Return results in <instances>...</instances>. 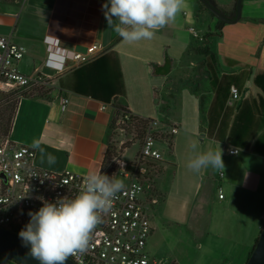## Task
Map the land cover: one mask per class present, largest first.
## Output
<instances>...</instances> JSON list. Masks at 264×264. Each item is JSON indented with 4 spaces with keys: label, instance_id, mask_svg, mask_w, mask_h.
Instances as JSON below:
<instances>
[{
    "label": "crops",
    "instance_id": "crops-1",
    "mask_svg": "<svg viewBox=\"0 0 264 264\" xmlns=\"http://www.w3.org/2000/svg\"><path fill=\"white\" fill-rule=\"evenodd\" d=\"M208 1L231 17L237 0ZM106 2L0 0V37H8L26 48L27 53L16 68L28 76L48 73L44 66L47 37L60 40L66 50L84 53L97 45L99 56L115 52L124 76V102L129 112L163 121L166 115L159 112L163 102L160 94L168 83L166 75L156 73V69L183 60L196 41L190 28L199 33L204 30L196 15L197 0H186L176 21L161 29L154 39L132 45L124 43L108 27L102 7ZM217 24L218 20L213 19L207 27L213 33ZM217 32L210 45L218 59L219 83L216 90L210 87L206 93L205 119L202 121L199 96L182 84L172 88L178 93V112L173 116L170 111L169 118L178 133L174 135L172 160L164 165L157 189L164 196V207L169 196H173L185 223L199 221L198 212L214 189L218 194L222 190L221 202H232L238 193L264 197V155L255 150L259 143L264 152V139L259 140L264 132L259 103L264 96L254 85L255 75L264 72V0H243L240 21L225 24ZM227 60L239 65L231 66ZM72 72L54 79L46 99H21L9 135L12 141L35 151L39 168L82 176L99 170L104 174L115 110L111 105L102 110V105L107 104L72 91ZM231 86L239 89L240 101L232 100ZM167 93L174 94L170 90ZM62 98L69 99L66 110L61 107ZM35 140L44 148L43 155L32 147ZM194 140L200 141L201 150L218 149L220 144L224 171L208 168L197 174L187 168L192 155L189 145ZM233 147L240 149L238 155L229 154ZM48 153L56 157L55 164L47 163ZM170 168L172 179L163 187L161 179Z\"/></svg>",
    "mask_w": 264,
    "mask_h": 264
},
{
    "label": "built area",
    "instance_id": "built-area-1",
    "mask_svg": "<svg viewBox=\"0 0 264 264\" xmlns=\"http://www.w3.org/2000/svg\"><path fill=\"white\" fill-rule=\"evenodd\" d=\"M190 32L197 41L203 40L194 28H190ZM44 42L47 48L44 66L48 73L38 72L28 76L16 68L24 59L26 48L8 37H0V93L15 95L22 91L52 87L56 77L94 61L100 53L97 45L80 53L64 49L61 41L55 38L47 37ZM230 96L235 102L241 100L236 86L230 87ZM68 104L69 99H61L63 110ZM107 108L108 105H102V110ZM140 121L146 122V126L139 129L142 132L139 154L131 164L121 159L123 169L117 164L122 178L129 182L114 200L111 210L103 216L88 251L82 256L69 258L74 264H178L159 261L148 251V242L153 234L152 210L158 205V199L149 194L152 190L151 173L146 165L164 160L156 139L161 122L125 115L117 120L116 127L119 130L123 126L136 127L135 124ZM170 128L168 134L174 136L178 133L176 126ZM228 151L230 155L240 153V149L234 147ZM35 157L32 148L16 143L9 134L0 132V228L19 234L30 221L28 213L36 212L43 206L40 197L49 202L63 197L72 198L85 183L86 176L37 167ZM223 197L219 189V198Z\"/></svg>",
    "mask_w": 264,
    "mask_h": 264
},
{
    "label": "rangeland",
    "instance_id": "rangeland-1",
    "mask_svg": "<svg viewBox=\"0 0 264 264\" xmlns=\"http://www.w3.org/2000/svg\"><path fill=\"white\" fill-rule=\"evenodd\" d=\"M198 15L199 24L204 29L200 33L203 40H196L181 62L156 69V73L164 74L167 77L168 86L161 91L160 98L168 99L171 105L169 111L173 116L178 112V93L175 89L172 90L175 85L182 84L184 87L190 88L192 92L197 91L202 102L206 101V93L210 89L204 56L198 54V50L203 48L206 42L211 48L210 42L214 34L218 32L214 30L212 33L207 27V24L213 20L208 13L201 10ZM51 88L43 87L42 89L50 90ZM169 90L174 92L172 96L167 93ZM4 96L9 97L10 94L0 93V100ZM17 97L18 95H15L13 99ZM162 104L163 102L159 104V112L166 115V119L160 121L161 129H159L156 139L164 160L148 162L146 165L147 170L151 173L152 190L149 194L158 199V205L152 210L153 234L149 239L151 255L159 261L178 264H245L255 245L256 238H259L264 227V197L238 193L232 202L229 203L227 200L221 202L219 194L214 189L206 196L205 204L198 212L200 214L199 221L195 223H185L181 220L180 206L175 203L173 196H169V201L164 207L162 204L164 196L157 189V183L162 175L164 165L172 160L168 144L163 139L165 134L170 133L172 124L169 118L170 112H162ZM141 135V130L133 126H123L122 130L116 127L112 130L104 174L110 177L115 175L116 178L122 179L121 170L113 161V157L131 164L140 152ZM126 147L128 148L124 149ZM172 173L173 169L170 168L161 179V186H168L172 179ZM123 181L125 185L129 182L126 178ZM225 193L227 194V190ZM0 264L15 263L0 256Z\"/></svg>",
    "mask_w": 264,
    "mask_h": 264
},
{
    "label": "clouds",
    "instance_id": "clouds-1",
    "mask_svg": "<svg viewBox=\"0 0 264 264\" xmlns=\"http://www.w3.org/2000/svg\"><path fill=\"white\" fill-rule=\"evenodd\" d=\"M186 6V0H107L103 11L108 27L129 45L151 41L163 28L174 23ZM44 154L39 140L32 144ZM192 155L187 168L200 173L212 168L224 171L223 149L201 150L200 141L189 145ZM235 154V152L233 153ZM123 169V161L113 157ZM56 157L47 154V163L55 164ZM122 179L102 174L101 170L86 176L79 193L72 198L63 197L55 202L40 199L43 206L29 212L30 221L19 232L30 255L40 264H67L69 258L85 254L92 243L97 227L103 222L118 194L125 189Z\"/></svg>",
    "mask_w": 264,
    "mask_h": 264
},
{
    "label": "trees",
    "instance_id": "trees-1",
    "mask_svg": "<svg viewBox=\"0 0 264 264\" xmlns=\"http://www.w3.org/2000/svg\"><path fill=\"white\" fill-rule=\"evenodd\" d=\"M208 3L210 2L208 1ZM211 5L214 8H216L213 4ZM201 10L208 13L212 17V19H217L211 12H209L205 8V6L201 3L200 0H197L196 15L198 19H199L198 14ZM217 10L221 12L224 16L230 19H234L236 16V8L233 11V14L231 17L228 16L224 11L220 9H217ZM224 26H225V23L218 20L216 30L221 31ZM198 54L204 56V64H205L207 73L209 75V85L212 90H216L217 85L219 83L217 56L214 53V51L208 46L207 42L204 44L203 48H200L198 50ZM227 63L230 64L231 66L239 65L238 63L230 62L229 60H227ZM72 77L74 79L72 91L80 95L89 97L93 100L103 102L107 105H111L114 108L115 114H114V118L110 126L112 130L116 128V122L120 117L125 116V115H132L127 109L126 104L124 102V97L126 95L124 76L122 73L120 60L115 52H112V51L107 52L99 56L94 61L80 67L77 70H74L72 72ZM254 85L258 89L261 90L264 96V72H260L255 75ZM30 92L32 93H29L28 91L18 92V94H15L16 96L18 95L16 99L14 98L15 101L13 99L15 95H10L9 97L4 96L0 100V105L2 104V106H0L1 107L0 108V132L2 134L7 135L10 133L12 122L16 114L19 101L21 99H28V98H45L46 99L50 90L37 89V90H32ZM193 94L199 96L197 91H194ZM162 101H163V104L161 106L162 112L169 113L171 105L168 99L164 97ZM259 110H260V115L262 118V130L264 131V97H262V100L259 103ZM204 112H205V102H202V110H201L202 121L205 119ZM135 126L137 129H143L146 126V122L144 121L137 122ZM163 139L167 142L168 148L172 155L173 148H174V136L167 133L163 136ZM263 139H264V132L259 137V140H263ZM127 148L128 147L124 149H127ZM259 149H260V146H259V143H257L256 149H255L256 152H258L260 155H264V152L261 151V149L260 150ZM105 164H106V159L103 165V170L105 169ZM257 241H258V238L255 241V245ZM251 252L249 253L247 257V260L249 259Z\"/></svg>",
    "mask_w": 264,
    "mask_h": 264
},
{
    "label": "water",
    "instance_id": "water-1",
    "mask_svg": "<svg viewBox=\"0 0 264 264\" xmlns=\"http://www.w3.org/2000/svg\"><path fill=\"white\" fill-rule=\"evenodd\" d=\"M200 1L209 12L225 24H234L241 19L243 0L236 1V16L234 19L224 16L210 3H208L207 0ZM0 255L16 264H40L38 260L34 259L30 255V245H25L18 233L3 228H0ZM67 264L74 263L68 259ZM245 264H264V227L249 259Z\"/></svg>",
    "mask_w": 264,
    "mask_h": 264
}]
</instances>
